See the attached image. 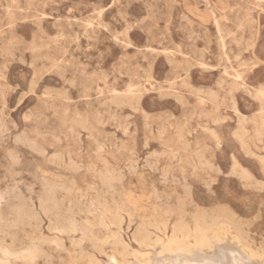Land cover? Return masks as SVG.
I'll return each instance as SVG.
<instances>
[{
    "label": "rangeland",
    "instance_id": "1",
    "mask_svg": "<svg viewBox=\"0 0 264 264\" xmlns=\"http://www.w3.org/2000/svg\"><path fill=\"white\" fill-rule=\"evenodd\" d=\"M0 52L9 264H106L114 240L144 250L137 232L198 217L262 248L264 0H0ZM31 245L34 263L17 256Z\"/></svg>",
    "mask_w": 264,
    "mask_h": 264
},
{
    "label": "bare ground",
    "instance_id": "2",
    "mask_svg": "<svg viewBox=\"0 0 264 264\" xmlns=\"http://www.w3.org/2000/svg\"><path fill=\"white\" fill-rule=\"evenodd\" d=\"M211 1V0H210ZM240 1V0H239ZM223 2V1H222ZM242 2V1H241ZM212 3V2H211ZM99 7V6H98ZM242 7V6H241ZM226 8V7H225ZM99 9V8H98ZM189 9V8H188ZM100 12V11H99ZM192 12V11H191ZM100 14V13H99ZM122 15V14H121ZM161 15V14H160ZM206 15V14H205ZM72 20V19H71ZM129 24V23H128ZM182 29V28H181ZM184 29V28H183ZM167 31V30H165ZM180 31V30H179ZM218 31V30H217ZM220 31V30H219ZM219 33V32H218ZM189 34V33H188ZM189 41V40H188ZM106 42V41H105ZM117 42V41H116ZM127 44V43H126ZM133 47V46H132ZM65 49V48H64ZM17 51V50H16ZM7 52V51H6ZM140 52V51H139ZM1 53V52H0ZM224 53V52H222ZM9 54V53H8ZM82 54V53H81ZM231 54V53H230ZM226 55V54H225ZM224 56V55H223ZM233 56V55H232ZM24 60V58H22ZM27 63V62H26ZM205 67V66H204ZM244 67V66H243ZM207 68V67H206ZM76 69V68H75ZM210 69V68H209ZM226 70V69H225ZM78 71V70H77ZM33 74V73H32ZM58 74V73H57ZM61 77V76H59ZM31 78V77H30ZM62 78V77H61ZM168 83V82H167ZM242 83V82H241ZM32 84V83H31ZM161 84V83H160ZM159 84V85H160ZM137 86V85H136ZM177 86V85H176ZM244 86V85H242ZM239 88V87H238ZM237 88V89H238ZM164 89V88H163ZM183 89V88H182ZM193 89V88H192ZM155 91V90H154ZM121 93V92H120ZM167 94V93H166ZM196 95V94H195ZM158 96V95H157ZM167 96V95H166ZM255 96V95H254ZM169 97V96H168ZM175 97V96H174ZM159 98V97H157ZM167 98V97H166ZM182 98V97H181ZM178 98L179 101H181ZM224 98V97H223ZM256 98V97H255ZM161 99V98H160ZM230 99V98H229ZM1 100V99H0ZM177 100V98H176ZM119 101V99H118ZM200 101V100H199ZM177 102V101H176ZM130 105V104H129ZM130 107V106H129ZM113 111V110H112ZM94 115V114H93ZM108 118V117H107ZM5 120V119H4ZM178 122V121H177ZM185 122V121H184ZM85 123V122H84ZM204 123V122H203ZM4 124V123H3ZM43 125V124H42ZM45 125V124H44ZM2 126V124H1ZM14 126V125H13ZM16 126V125H15ZM161 126V125H160ZM179 126V125H178ZM5 127V126H4ZM3 127V128H4ZM17 128V127H16ZM180 129V128H179ZM182 129V128H181ZM10 130V129H9ZM186 130V128H185ZM159 131V130H158ZM166 131V130H165ZM8 132V131H7ZM21 132V131H20ZM19 132V133H20ZM174 132V131H173ZM243 132V131H242ZM6 133V132H4ZM189 133V132H188ZM3 134V132H2ZM187 134V133H186ZM185 134V135H186ZM10 135V134H9ZM7 135V136H9ZM231 135V134H230ZM13 136V135H12ZM16 136V135H15ZM18 136V135H17ZM210 136V135H209ZM3 138V137H2ZM5 138V137H4ZM212 138V137H211ZM214 138V137H213ZM1 139V138H0ZM16 139V137H15ZM215 140V138H214ZM2 141V140H1ZM20 141L22 142V140L20 139L18 143H20ZM30 141V140H29ZM186 141V140H185ZM13 142V141H12ZM16 142V141H15ZM32 142V141H31ZM59 142V141H58ZM74 142V141H73ZM184 142V141H182ZM14 143V142H13ZM199 143V142H198ZM197 143V144H198ZM201 143V142H200ZM4 144V143H3ZM24 144V143H22ZM28 142L26 143L27 146ZM185 144V143H184ZM35 145V144H34ZM26 146H24L23 148H25ZM31 146V145H30ZM29 145L27 146V148L30 147ZM37 146V145H36ZM186 146V145H185ZM189 146V145H187ZM203 146V145H202ZM21 147V145H20ZM207 147V146H206ZM31 148V147H30ZM29 148V150H30ZM39 148V147H38ZM68 148V146L66 147ZM105 148V147H104ZM40 149V148H39ZM75 149V148H73ZM72 150V149H71ZM33 153V149L31 150ZM71 152V151H70ZM117 152V151H116ZM248 153V151H246ZM9 153V151H8ZM119 153V152H118ZM10 154V153H9ZM13 154V151H12ZM36 154V153H34ZM88 154V153H87ZM96 154V153H95ZM8 155V154H7ZM18 155V153H17ZM70 155V154H69ZM128 155V154H127ZM14 156V154H13ZM37 156V155H36ZM39 156V154H38ZM132 156V155H131ZM193 156V155H192ZM11 157V156H10ZM16 157V155H15ZM13 157V159L15 158ZM42 157V156H40ZM19 158V157H18ZM8 159V157H7ZM54 159V158H53ZM12 160V159H11ZM10 160V161H11ZM122 160V159H121ZM134 161V160H133ZM144 161V160H143ZM142 161V162H143ZM9 162V160H8ZM14 162V161H13ZM148 162V161H146ZM152 162V161H151ZM198 162V161H197ZM20 163V162H19ZM26 163V162H25ZM150 163V162H149ZM189 163V162H188ZM16 164V163H15ZM14 164V165H15ZM21 164V163H20ZM56 165V164H55ZM86 165V164H85ZM93 165V164H92ZM11 166V163H10ZM105 166V165H104ZM107 166V165H106ZM9 167V166H8ZM12 167V166H11ZM17 167V166H16ZM190 167V165H189ZM10 168V167H9ZM92 169V168H91ZM102 169V168H101ZM105 170V168H103ZM102 169V171H103ZM113 169V168H112ZM148 169V168H147ZM10 170V169H9ZM66 170V169H65ZM94 170V169H93ZM245 170V169H244ZM263 170V169H262ZM100 171V170H99ZM107 171V170H106ZM130 171V170H129ZM11 172V171H10ZM91 172V171H90ZM93 174V173H92ZM94 175V174H93ZM83 176V175H82ZM113 176H115L113 174ZM230 176V175H229ZM92 177V176H91ZM51 178V177H50ZM119 178V177H118ZM182 179V178H181ZM188 179V178H187ZM48 180V179H47ZM44 181V180H43ZM159 181V180H157ZM165 181V180H164ZM163 181V183H164ZM188 181V180H187ZM110 182V181H109ZM23 183V182H22ZM81 183V182H80ZM102 183V182H101ZM24 184V183H23ZM47 184V183H46ZM45 184V185H46ZM113 184V183H112ZM162 184V183H161ZM15 185V184H14ZM17 185V184H16ZM20 185V184H19ZM22 185V184H21ZM25 185V184H24ZM29 185V184H28ZM54 185V184H53ZM52 185V186H53ZM84 185V184H83ZM82 185V186H83ZM100 185V183H99ZM11 186V185H10ZM18 186V185H17ZM30 186V185H29ZM42 186H44L42 184ZM48 186V185H47ZM50 186V185H49ZM55 186V185H54ZM107 186V185H106ZM239 186V185H238ZM14 187V186H13ZM12 187V188H13ZM24 187V186H23ZM57 187V185H56ZM111 187V186H110ZM164 187V186H163ZM204 187V186H203ZM18 188V187H16ZM208 188V187H207ZM9 190V188H7ZM24 189V188H22ZM31 189V188H30ZM57 189V188H56ZM112 189V188H111ZM11 190V189H10ZM9 190V192H10ZM14 190V188H13ZM20 190V189H19ZM90 190V189H89ZM25 191V190H23ZM29 191V190H28ZM32 191V190H31ZM44 191V190H43ZM105 191V190H104ZM165 191V190H164ZM15 192V191H14ZM119 192V191H118ZM127 192V191H125ZM4 193V192H2ZM24 193V192H23ZM26 193V191H25ZM96 193V192H95ZM94 193V194H95ZM190 193V192H189ZM12 194V193H10ZM16 194V193H15ZM19 196L21 193H18ZM16 194V195H18ZM32 194V193H31ZM46 195V193H44ZM108 194V193H107ZM128 194V193H127ZM170 194V193H169ZM60 195V193H59ZM76 195V194H75ZM74 195V196H75ZM122 195V194H121ZM174 195V194H173ZM3 196V195H2ZM5 196V195H4ZM12 196V195H11ZM9 196V197H11ZM29 196V195H28ZM50 196V194H49ZM80 196V195H79ZM88 196V195H87ZM21 197V196H20ZM30 197V196H29ZM109 197V196H108ZM3 198V197H2ZM8 198V197H7ZM6 198V199H7ZM13 198V197H12ZM22 198V197H21ZM33 198V197H32ZM75 198V197H74ZM77 198V197H76ZM94 198V197H93ZM31 199V198H30ZM29 199V200H30ZM64 199V198H63ZM83 199V198H82ZM81 199V201H82ZM104 199V198H103ZM118 199V198H117ZM123 199V198H122ZM207 199V197H206ZM1 200V199H0ZM8 200L11 202V200L8 198ZM8 200H6V202H8ZM16 200H19L18 197ZM33 200V199H32ZM37 200V199H36ZM50 200V198H49ZM84 200V199H83ZM145 200V199H144ZM166 200V199H165ZM38 201V200H37ZM43 201V199L41 200ZM40 201V202H41ZM44 201H48V200H44ZM93 201V200H92ZM146 201V200H145ZM208 201V200H207ZM20 202V201H19ZM86 202V201H85ZM118 202V201H117ZM148 202V201H147ZM9 203V202H8ZM43 203V202H42ZM53 203V202H52ZM88 203V202H87ZM167 203V202H166ZM6 204V203H5ZM14 204L17 206V204L14 202ZM28 204V203H27ZM25 204V205H27ZM38 204V203H37ZM55 204V203H54ZM57 204H59L57 202ZM62 204V203H61ZM60 204V205H61ZM66 204V203H65ZM76 204V203H75ZM85 204V203H83ZM82 204V205H83ZM93 205V203H91ZM153 204V203H152ZM9 205V204H8ZM12 205V204H11ZM23 205V207L25 206ZM48 205V204H47ZM90 204H87V206L89 207ZM157 205V204H156ZM3 206V205H2ZM15 206V207H16ZM19 206V205H18ZM40 206V205H39ZM52 205L50 204V207ZM75 206V205H74ZM80 206V204H79ZM225 206V205H223ZM222 206V207H223ZM14 207V206H13ZM12 207V208H13ZM26 207V206H25ZM38 207V206H37ZM36 207V208H37ZM49 207V206H48ZM84 207V206H83ZM82 207V208H83ZM86 207V208H88ZM91 207V205H90ZM104 207V206H102ZM32 208V207H30ZM39 208V207H38ZM43 208V207H42ZM45 208V207H44ZM68 208V207H66ZM72 208V207H70ZM79 208V207H76ZM75 208V209H76ZM85 208V207H84ZM94 208V207H93ZM91 207V209H93ZM96 208V207H95ZM94 208V209H95ZM194 208V207H193ZM23 208H21L20 210H22ZM27 209V208H26ZM50 209V208H49ZM48 209V210H49ZM55 209V208H54ZM89 209V208H88ZM168 209V208H167ZM226 209V207H225ZM13 210V209H12ZM71 210V209H70ZM69 210V211H70ZM77 210V209H76ZM80 210V209H79ZM98 210V209H97ZM104 210V209H102ZM227 210V209H226ZM3 211V210H2ZM54 211V210H53ZM59 211V210H58ZM57 211V214H59ZM112 211V210H110ZM180 211V210H178ZM12 212V211H11ZM21 212V211H20ZM62 212V211H61ZM73 212V211H72ZM81 212V211H80ZM83 212V209H82ZM87 212V211H86ZM95 212V211H93ZM98 212V211H96ZM1 213V212H0ZM3 213V212H2ZM23 213H25L23 211ZM41 213V212H40ZM55 213V212H53ZM52 213V214H53ZM64 213V212H63ZM90 213V211H89ZM92 213V212H91ZM106 213V211H105ZM170 214H172V212H169ZM214 213V212H213ZM228 213V212H227ZM19 214V213H18ZM26 214V213H25ZM36 214V212H35ZM51 214V215H52ZM81 214V213H80ZM83 214V213H82ZM95 214V213H94ZM108 210H107V213ZM111 214V213H110ZM184 214V213H183ZM192 214V213H190ZM216 214V213H215ZM224 214V213H223ZM9 215V214H8ZM17 215V214H16ZM24 215V214H23ZM30 215V214H29ZM50 215V214H49ZM61 216V214H59ZM86 215V214H85ZM98 215V214H97ZM245 215V214H244ZM249 215V214H248ZM1 216V215H0ZM31 216V215H30ZM35 215H33L32 217H34ZM39 216V215H38ZM54 216V215H53ZM56 216V214H55ZM88 216V215H87ZM94 218V215H92ZM100 216V215H99ZM13 217V215H12ZM27 217V216H26ZM52 217V216H51ZM90 217V216H88ZM86 217V218H88ZM103 217V216H102ZM178 217V216H177ZM22 218V217H21ZM57 218V216H56ZM55 218V219H56ZM63 218V217H60ZM85 218V219H86ZM107 218V217H106ZM15 219V218H14ZM18 219V218H17ZM23 219V218H22ZM36 219V218H35ZM38 219V218H37ZM40 219V218H39ZM38 219V220H39ZM49 219V218H48ZM54 219V218H53ZM70 219V218H69ZM81 219V218H80ZM84 219V218H83ZM10 220V219H9ZM13 220V219H12ZM19 220V219H18ZM72 220V219H70ZM155 220V219H154ZM21 221V220H20ZM25 221V220H24ZM23 221V222H24ZM42 221V220H41ZM50 221V219H49ZM60 221V219H59ZM63 221V220H62ZM73 221L74 218H73ZM79 221V218H78ZM88 221V220H87ZM92 221H94L92 219ZM91 221V222H92ZM99 221V220H98ZM106 221V220H105ZM174 221V220H173ZM51 222V221H50ZM104 222V220H103ZM155 222V221H152ZM9 223V222H8ZM14 223V221H13ZM17 223V222H16ZM22 223V221H21ZM20 223V225H21ZM29 223V222H28ZM40 223V222H39ZM3 224V223H2ZM26 224V223H24ZM35 224V223H34ZM48 224V223H47ZM46 224V225H47ZM52 224V223H51ZM50 224V226H51ZM60 224V223H58ZM94 224V223H93ZM102 224V223H101ZM151 224V223H150ZM172 224V223H171ZM192 224V223H191ZM41 225V224H40ZM49 225V224H48ZM47 225V227H48ZM106 225V224H105ZM155 225V224H154ZM176 225V224H175ZM1 226V225H0ZM3 226V225H2ZM6 226V225H5ZM23 226V225H22ZM21 226V228H22ZM56 226V225H54ZM98 227H100L99 225H97ZM107 226V225H106ZM139 226V225H138ZM153 226V223H152ZM58 227V226H57ZM76 226L72 223V221H69L68 227L70 230H68L69 232L74 229ZM118 227V226H117ZM137 227V226H136ZM163 227V226H162ZM2 228V227H1ZM0 228V229H1ZM4 228V227H3ZM101 228V227H100ZM107 228V227H106ZM119 228V227H118ZM135 228V227H134ZM143 228V227H142ZM163 233L162 236H156L153 238L151 235V232H148L147 230H142L141 232H137L138 235V242L141 246L145 247L144 250H139V251H133V252H129L127 247L123 244H118L120 243L119 240H114L113 241V247L112 250L109 253H105L106 256V264H260V260L261 257H264V248H257L253 245V243L248 239V235L246 236L244 234V232L242 231V229L240 228V226L233 222L232 219L228 218V217H221V216H215L212 217L211 219H207L205 217H198L195 218L193 224L187 225L185 223L182 224H177V226L172 228V232L171 234H166L165 229L166 227H163ZM9 229V228H8ZM30 229V228H29ZM41 229V228H40ZM47 229V228H46ZM58 229V228H56ZM65 229V227H64ZM63 229V230H64ZM80 229V228H79ZM97 229V228H96ZM108 229V228H107ZM133 229V228H132ZM24 230V229H23ZM53 230V229H52ZM62 230V228H61ZM93 230V229H92ZM103 230H105L103 228ZM121 230V228H120ZM136 230V229H134ZM16 231V229H15ZM51 231V230H50ZM65 231V230H64ZM66 231V232H68ZM96 231V230H95ZM100 231V230H98ZM138 231V230H137ZM9 232L12 234V232L9 230ZM14 232V231H13ZM56 232V231H54ZM78 232V231H77ZM81 232H83V230H81ZM161 232V231H160ZM248 232V231H247ZM9 233V234H10ZM71 233V232H70ZM118 233V232H117ZM123 233V232H122ZM0 234H2L0 232ZM8 234V235H9ZM41 234V233H39ZM76 234V231L75 233ZM96 234V233H94ZM248 234V233H247ZM13 235V234H12ZM43 235V234H42ZM41 235V236H42ZM66 235V234H65ZM82 235H86L85 233ZM81 235V236H82ZM113 235V234H112ZM120 235V234H119ZM255 235V234H254ZM44 236V235H43ZM58 236V234H57ZM94 236V235H93ZM134 236V235H133ZM3 237V236H2ZM55 237V236H54ZM83 237V236H82ZM85 237V236H84ZM9 238V237H7ZM13 238V237H11ZM61 238V237H60ZM59 238V239H60ZM250 238V237H249ZM83 239V238H82ZM10 240V239H9ZM67 240V239H66ZM91 240V239H90ZM102 240V239H101ZM258 240V239H257ZM263 240V239H262ZM70 241V240H69ZM85 241V240H84ZM123 241V240H122ZM134 243L135 241L132 240ZM13 242V241H12ZM57 242V241H56ZM66 242V241H65ZM77 242V241H76ZM5 243V242H4ZM52 243V241H51ZM67 243V242H66ZM92 243V242H91ZM64 244V243H63ZM62 244V246H64ZM75 244V243H74ZM258 244V243H257ZM36 245V244H35ZM42 245V244H41ZM51 245V244H50ZM59 245V244H58ZM80 245V244H78ZM119 245V246H118ZM138 245V244H137ZM40 246V244H39ZM77 246V245H76ZM94 246V245H93ZM159 247V251H157L156 247ZM41 247V246H40ZM39 247V248H40ZM83 247V246H81ZM130 247V246H129ZM128 247V248H129ZM69 248V247H68ZM74 248V247H73ZM73 248L71 251H69L70 253H72ZM84 248V247H83ZM83 248H81L83 250ZM95 247H93L94 249ZM101 248V247H100ZM131 248V247H130ZM140 248V247H138ZM147 248H150L151 251L145 250ZM2 249V248H0ZM42 250V248H40ZM53 249V248H52ZM65 249V248H64ZM80 249V250H81ZM98 249V248H97ZM48 250V249H47ZM61 250V249H60ZM86 250V249H85ZM135 250V249H134ZM66 252V250H63ZM77 251V250H76ZM99 251V250H98ZM21 253H19V255H17L18 257L24 259L26 262H32L34 263V259L38 254V249L37 247L31 245L28 248H26L23 252L20 250ZM60 252V251H59ZM57 252V253H59ZM62 252V251H61ZM69 252H67L69 254ZM75 252V250H74ZM83 252V251H82ZM44 253V252H43ZM84 254L87 252H83ZM50 254V253H48ZM55 254V253H54ZM64 254V253H63ZM66 254V253H65ZM76 252L74 254H70L71 256L75 255ZM9 253H7L6 251L2 250L0 252V264H9ZM47 255V254H46ZM60 255V254H58ZM57 255V256H58ZM55 256V255H54ZM67 256V255H66ZM66 256L64 258H66ZM129 256H132L133 259H129ZM42 257V256H41ZM47 257V256H46ZM45 257V258H46ZM60 257V256H59ZM84 257V256H83ZM44 259V257H42ZM53 260V257H51ZM13 259V258H12ZM12 259H10L12 261ZM56 260V258H54ZM61 259V258H60ZM73 259V258H72ZM76 259V258H75ZM80 259V258H78ZM83 259V258H82ZM15 260V259H14ZM46 260V259H45ZM71 261V260H69ZM68 261V262H69ZM83 261V260H82ZM24 262V261H23ZM57 262V261H56ZM75 262V261H74ZM15 263V261H14ZM13 263V264H14ZM73 263V262H70ZM36 264V263H35ZM55 264V263H54ZM60 264V263H59ZM88 264H101V262L99 260H97L94 257H91L88 260Z\"/></svg>",
    "mask_w": 264,
    "mask_h": 264
},
{
    "label": "snow or ice",
    "instance_id": "3",
    "mask_svg": "<svg viewBox=\"0 0 264 264\" xmlns=\"http://www.w3.org/2000/svg\"><path fill=\"white\" fill-rule=\"evenodd\" d=\"M261 93L264 94V87L261 88ZM261 247L264 248V240L260 241ZM260 264H264V257H261Z\"/></svg>",
    "mask_w": 264,
    "mask_h": 264
}]
</instances>
